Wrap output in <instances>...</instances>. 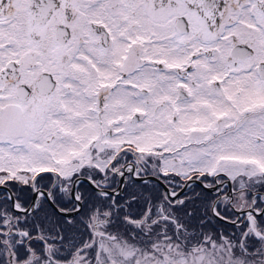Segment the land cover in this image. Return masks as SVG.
I'll list each match as a JSON object with an SVG mask.
<instances>
[{
  "label": "flooded vegetation",
  "instance_id": "flooded-vegetation-1",
  "mask_svg": "<svg viewBox=\"0 0 264 264\" xmlns=\"http://www.w3.org/2000/svg\"><path fill=\"white\" fill-rule=\"evenodd\" d=\"M142 3L149 8L147 16L134 22L133 12L124 16L114 11L105 23L95 18L104 11L97 0H0V264H113L101 261L104 241L118 235L130 241L147 239L157 232L153 224L175 216L165 212L168 206L199 202L201 190L214 196L210 205L220 197L215 210L235 221L224 222L232 226L224 231L230 248L245 264H264V116L249 115L263 112L264 102L246 101L249 94L264 97L257 88L264 87V60L256 52L264 43V0ZM151 7L158 9L156 16ZM73 9L81 12L78 33L71 30ZM24 11L29 14L26 21ZM57 13L64 14L63 21L51 23ZM90 20L96 21L92 27ZM116 20L127 23L119 37L128 45L137 38L169 40L166 60H153L141 69L154 68L160 74L157 90L136 87L133 54L125 68L119 67V58L111 51ZM42 26H48V35H41L44 29L35 32ZM73 36H79V42L73 51L63 52L67 72L61 82L68 87H58L59 73L44 65L50 61L34 49L45 50L47 39L67 45ZM27 52L31 59L23 63ZM187 52L189 62L181 63L179 56ZM215 54L225 55L224 65L214 64ZM52 55L54 59L47 58L55 62ZM201 56L207 66L196 61ZM225 66L243 87L218 79L215 68ZM73 73L80 87L72 86ZM233 89L235 100L230 97ZM162 96L167 102L158 101ZM135 98L149 99L144 107L151 106L154 113L134 115L128 104ZM19 116L23 131L17 135L12 130ZM73 152L78 154L75 163L67 156ZM12 165L15 168H9ZM85 179L115 194L98 193ZM120 181L123 189L118 193ZM5 187L11 190L15 207L27 212L14 210ZM141 190L147 205L156 203L158 215L151 219L146 206L141 220L132 218L135 229H118L122 220L113 224L107 217L91 223L82 214L90 201H110L118 208L139 199ZM248 192L245 205L242 196ZM49 198L67 211L78 206V199L80 209L72 217L60 215ZM36 232H47L56 240L23 244L24 236ZM13 235L19 241L12 245L7 238Z\"/></svg>",
  "mask_w": 264,
  "mask_h": 264
},
{
  "label": "rangeland",
  "instance_id": "rangeland-1",
  "mask_svg": "<svg viewBox=\"0 0 264 264\" xmlns=\"http://www.w3.org/2000/svg\"><path fill=\"white\" fill-rule=\"evenodd\" d=\"M97 1H98V5L102 6L104 10L103 16L101 15L95 16V18L102 19L100 20V22L104 21L107 15L111 16L114 13V11H118L119 14L124 15V16H128L129 12H133L134 22H135V19H137V17L147 16L146 14L149 9L148 6L142 3V0H97ZM154 2L155 0H151V3H154ZM150 9H151V12L153 13V16H156V12L158 9H154L153 7H151ZM0 13H2L1 10H0ZM26 13L24 11V15ZM71 15L73 16L70 19V23L73 26L71 30L73 32L78 33L79 32L78 30H81L80 26L82 25V23L78 21L81 19V12H79L77 9H73V11H71ZM26 16L28 17L27 19H29V14L27 13L25 15V21H26ZM63 16L64 14L57 13L55 16L51 18L50 22L53 23V22L63 21L64 19ZM21 21L23 22L24 20L22 19ZM154 21L155 22L158 21L157 18H155ZM50 22L48 25H50ZM104 22L107 23V21H104ZM88 23L92 27V24H96V21L90 20L88 21ZM11 24H8L7 28ZM114 26H116V29L115 30L111 29L112 30L111 39L114 40L115 44H114V48L111 51L114 52V54H117V57L119 58V67L121 69L125 68L127 66L128 58H130L133 54L135 57V65H136V67L134 68L136 71L135 76H134V79L136 81V87L143 86V87H150V88L156 89L158 85L160 84L159 82L160 74L156 73L154 68L144 69V71L141 69L144 68V65L149 64L153 60L157 62L163 61L162 58L166 60L167 49L165 47L169 45V40L154 41L148 38H139V39L137 38L135 39L134 42L128 45L127 42L123 41L119 37L121 35L120 33L125 31V27H127V23L116 20L114 22ZM15 30H16V35H20V33H18V27H16ZM39 30H43L41 33L42 36H46L49 33L48 26H42L39 29H35V32ZM6 34L11 36V32L6 33ZM78 37L79 36H76L75 38L74 36L73 38L71 37L70 43L67 45H63V46L54 45L52 44L50 39H47L45 50L42 49L41 46L34 49L35 51L39 53V56H41L42 59L50 61V62L46 61V63H43L44 65L49 66L51 69L59 73L58 79L60 78V80H59L58 87L67 86L66 84L61 82L62 81L61 78H63V76L66 77V72H67L66 59L65 57H63V52H68L70 50L73 51L76 44L79 42ZM84 45L85 43L84 44L82 43V48L84 47ZM200 46L203 49L208 48L207 45H200ZM53 52L56 55L55 62H51V59L47 58V56H50L53 58V55H52ZM79 52L80 51H78V53ZM256 52H257V55L260 56L262 60H264V43H260V45L257 46ZM28 54H29L28 52L24 54L23 63L24 62L28 63L27 61L31 59L30 57H28ZM142 54H145V55H142ZM124 55L127 57V59L123 58ZM201 57L202 58L200 57L197 58L196 61L201 63L203 66L204 65L207 66L205 62L206 60L204 59L203 56ZM213 58L215 60L214 64L215 63H220L223 65L225 64V59H224L225 55L215 54ZM142 59H145V62L140 63ZM189 59H190L189 52L179 56V61L181 63H183L184 61L189 62ZM133 60L134 58L132 57V61ZM116 61L117 60H115V62ZM82 65H84V63ZM210 67H213V66H210ZM215 70L217 72L216 75L218 79L222 80L223 83L228 82V83L233 84L235 87L238 85H240L241 87L244 86L243 81L239 79V77L233 74H230L232 72L229 71V68L227 66H225L224 68L218 67V68H215ZM87 72L89 74L90 70ZM74 75L75 74L73 73V79L75 81H73L74 83L72 84V86L80 87L79 82H78L79 80H77L78 78ZM89 80L90 78L88 79V81ZM170 86H171V83L168 84V87ZM211 87H215V86L212 85ZM257 88L264 91V87H257ZM230 97L232 100H235L237 97V91H235L234 89L230 90ZM250 97H252L251 94L247 95L246 97L247 103H251L252 101H255V100L264 102L263 96L261 97L254 96L252 98ZM145 99L146 100L142 101V100L135 98V101L133 102L131 101L128 104L131 110L134 111V115H136V113L139 112L143 116L147 117V116H150L149 115L150 113H154L153 108L151 106H148L146 108L144 107L145 105H147L145 103L149 102V99L147 98ZM154 99H155V95L151 97V100H154ZM157 99L159 102L160 101L164 103L167 102V97L162 96V97H158ZM156 104H158V102H154L152 105L155 106ZM129 107L124 108V110L126 112L130 111ZM9 109L14 110V112L18 113L17 109L14 107H10ZM73 110H75V108H71L70 111H73ZM56 111H59L58 106H56ZM249 115H259L263 117L264 110L261 113H257L254 111V112H251V114ZM76 116H78V114ZM22 119H23V116L17 117L18 123H16V125L13 126L14 128L12 132L17 133V135L18 134L20 135L21 132L23 131V129L21 128L22 126L20 125V123L21 124L23 123ZM1 120H3V117H0V121ZM248 124L254 126L252 122H249ZM1 131L2 129H0V134H1ZM77 155H78L77 153L73 152L67 156L71 157V159L73 160V163H75L74 159L78 158ZM14 166L16 165H12L9 168H15ZM203 191L204 190H201L199 193V203H203L202 209H199L200 210L199 213L198 211L194 212V210L192 209L191 203L186 204L185 205L186 207L184 205H174L172 207L168 206L165 209V212L167 214L170 212L175 213V216H172V219L168 217V219L166 220V223H168L169 225L164 224L163 222H161V220L153 224L151 226L152 229H154L153 231H157V232L161 231L157 229L159 226L160 227L169 226L171 229H175V231H178L180 228H182L180 227L182 221H184L185 224L187 222H190L189 220L191 219V216H194L196 218L195 220L196 222L200 221L199 217L202 219V213L200 212L201 210H204V209L208 214L213 215L211 205H210V202H212V200L209 199L210 195L208 194H207L208 196L202 195V194H206V193H202ZM131 195L137 196V194H131ZM138 196H139V199L135 201L131 200L130 201L131 206L126 207V208H120V207L117 208V206L110 203V201L104 202L105 200H103V202L90 201L86 204V207L84 208L82 214L83 216L87 218V221L91 223L93 219L95 218L103 219L107 217L108 221L109 220L111 221L110 223L115 224L114 223L115 219L117 217H120L122 220L121 225H124V226L119 225L115 227H117L118 229H130V228L135 229L138 226L132 221V218L141 220L142 216L146 212H148L147 210H145L147 206V203L144 201L146 199V195L141 190L139 191ZM247 197L248 199H246ZM249 197H250L249 192L246 195V198L245 196H242L243 204L245 205L249 204ZM97 198L98 196H95L92 199L95 200ZM140 201H142L143 206L137 210H133L135 208V204H138ZM208 202L209 204H207ZM236 206L238 207V205ZM170 209H172L173 211H170ZM185 210H188L189 212L186 213ZM191 211H193V213ZM150 212H151V217H150L151 219L155 215H158V211L156 210H150ZM189 213H191V215H189ZM208 214H207V218H205L207 220H208ZM177 216L179 218H177ZM77 220L83 221L81 217H79ZM172 221H175V223L178 226H174ZM66 223L67 221H65L62 225L66 226ZM145 226L146 225H143V227ZM207 226H208V223H207ZM191 228H193V226H191ZM188 229L189 228L181 230V231L179 230V232H181V236L178 233H176L175 234L176 240L172 239V235L168 233H163L162 231L160 232L162 238H159L157 241H155V238L152 237L153 235L151 236L148 235L146 237L147 239L138 238L137 240L132 239L131 241L129 239L124 240L123 236L118 235L115 238V240H111L107 242L104 241V243L102 244L103 247H102L101 261L102 262L113 261L114 262L113 264H116V263L117 264H245L244 258H242V256H237L235 251H233L228 245V241L224 237L225 228L209 229V226H208L206 227V229L201 230L203 232L202 236H200L201 240H198V238L195 239L193 237L195 235H192V237L190 238L185 236V233H186L185 230H188ZM43 240L46 242H51L56 239H53V236L48 234L47 232H41L40 235L38 234V232H36L35 236H24L23 244L30 243V242L31 243H42ZM184 240H190V241L188 242L187 245H185L184 243L182 245V242ZM202 240L205 242L203 243ZM7 241L9 244L12 243L13 245L14 243H17L16 241H19V238L13 235L12 237H8ZM5 256L7 259V256H8L7 252H5ZM12 257L13 259H15L14 256ZM133 261H137V262L134 263ZM104 264H107V263H104Z\"/></svg>",
  "mask_w": 264,
  "mask_h": 264
},
{
  "label": "trees",
  "instance_id": "trees-1",
  "mask_svg": "<svg viewBox=\"0 0 264 264\" xmlns=\"http://www.w3.org/2000/svg\"><path fill=\"white\" fill-rule=\"evenodd\" d=\"M202 193H206V192L203 191ZM124 195H130V194L126 193ZM202 195L208 196L207 194H202ZM95 196H98V195H95ZM211 196H210L209 199L212 200V198L214 196L213 195H211ZM207 204H209V202ZM183 205L185 206L186 204H183ZM202 205H203V203L196 202V203L192 204V209L194 210V212L195 211H198V213H199V211H200L199 209H202ZM129 206H131V202H124V203H120V205H119L120 208H126V207H129ZM142 206H143L142 205V201H140L138 204H135V208L133 210H137V209L141 208ZM147 206L150 207V210H156V207H157L156 203H152V204L148 203ZM185 212L188 213L189 211L188 210H185ZM191 212L193 213V211H191ZM200 213H202V219L199 217V220L200 221H197L196 222L195 221L196 218L194 216H191V219L189 220L190 222H187L186 224L184 223V221H182V223L180 225V227H182V228H180L179 230L181 231V230H184V229L189 228L188 230H185V232H186L185 233V236H187V237L190 238V237H192V235H195V236H193L195 239L198 238V240H201V237L200 236H202V234H203V232L201 230L202 229H206V227H208V226H209V229H213V228H215V229H218V228H225V229H227V228L232 227V226L224 223L223 221L216 219L212 214L211 215L208 214L205 211V209L204 210H201ZM206 213L208 214V220L205 219V218H207V214ZM189 215H191V213H189ZM177 218H179V217L177 216ZM116 220H121V218L120 217H117ZM161 222H163L164 224H168V223H166V220H161ZM207 223H208V226H207ZM121 226H124V225H121ZM185 226H187V227H185ZM191 226H193V228H191ZM157 229L161 230L163 233H168V234L172 235V239H174V240H176V238H175V234L176 233H178L181 236V232H179V230L178 231H175V229H171L169 226H167V227H160L159 226ZM161 231L156 232L155 234H153V237L154 238H157V239L161 238V233H160ZM189 241L190 240H184L182 242V245H183V243L185 245H187ZM202 242L204 243L205 241L202 240Z\"/></svg>",
  "mask_w": 264,
  "mask_h": 264
},
{
  "label": "water",
  "instance_id": "water-1",
  "mask_svg": "<svg viewBox=\"0 0 264 264\" xmlns=\"http://www.w3.org/2000/svg\"><path fill=\"white\" fill-rule=\"evenodd\" d=\"M49 76V75H48ZM51 87L49 86V87H46V89H50ZM149 178H151V177H149ZM142 179H146V177H142ZM85 180H87L88 181V183L91 185V187L96 191V192H98V193H107V194H115V191L114 190H110V189H103V188H99V187H97L91 180H89V179H85ZM75 182V181H74ZM186 186H187V184H185L181 189H179L176 193H175V195H173V197H176L177 195H179L180 193H182L183 192V190L186 188ZM7 190H8V192H9V194H10V197H11V203H12V205H13V207H14V210L15 211H21V212H27L28 211V209H25V210H21V209H18V208H16L15 207V205H14V197H13V194H12V192H11V190L8 188V187H5ZM122 189H123V187H122V181H120V183H119V185L117 186V192L118 193H120L121 191H122ZM164 189L165 190H168L165 186H164ZM205 189H207V190H212V188H205ZM71 195L74 197V186L72 187V189H71ZM220 197H217L214 201H213V203H212V205H211V209H212V213H213V215H214V217L216 218V219H218V220H221V221H223V222H228V223H234L235 221H233V220H229V219H227V218H225L224 216H222L221 214H219V213H217L216 212V210H215V204H216V202L218 201V199H219ZM48 201H49V204L60 214V215H63V216H67V217H72V216H74L78 211H79V209H80V201L77 199L76 201H77V204H78V206L75 208V209H73V210H70V211H67V210H63V209H61L60 207H58L50 198L48 199ZM251 210V208H248V209H242L241 211L242 212H247V211H250ZM236 212H240V210H235ZM261 211H264V206H263V209L261 210Z\"/></svg>",
  "mask_w": 264,
  "mask_h": 264
}]
</instances>
